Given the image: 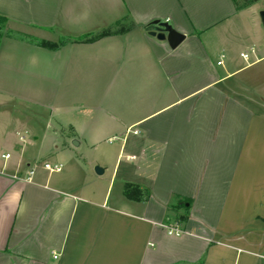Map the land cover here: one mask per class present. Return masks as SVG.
<instances>
[{
    "label": "crops",
    "instance_id": "1",
    "mask_svg": "<svg viewBox=\"0 0 264 264\" xmlns=\"http://www.w3.org/2000/svg\"><path fill=\"white\" fill-rule=\"evenodd\" d=\"M258 1L0 0V264H264Z\"/></svg>",
    "mask_w": 264,
    "mask_h": 264
},
{
    "label": "trees",
    "instance_id": "2",
    "mask_svg": "<svg viewBox=\"0 0 264 264\" xmlns=\"http://www.w3.org/2000/svg\"><path fill=\"white\" fill-rule=\"evenodd\" d=\"M233 1L237 9L240 10V9L251 6L257 0H233ZM6 24H7V18L3 15H0V42H1V39L4 37ZM149 27H152V25L148 24L147 28ZM124 29H125L124 26H120L118 28L110 27V28L102 30L100 33L96 35H84L82 37L77 38L76 40L78 42L92 41V40H96L98 38L110 35L118 31H123ZM13 36L21 38L23 35L18 34V33H13ZM22 38H25V37H22ZM29 40L32 42H36L40 46L47 47V48H54L57 46L55 43H51L49 41H44V40L38 41L35 39H30V38ZM125 195L128 198L133 199V200H145L150 196V193L147 189H141V187H139L138 185L127 183L125 186ZM184 206H186L185 203H184ZM186 217H187L186 215L185 216L179 215L177 218L180 222H184L186 221Z\"/></svg>",
    "mask_w": 264,
    "mask_h": 264
},
{
    "label": "water",
    "instance_id": "3",
    "mask_svg": "<svg viewBox=\"0 0 264 264\" xmlns=\"http://www.w3.org/2000/svg\"><path fill=\"white\" fill-rule=\"evenodd\" d=\"M260 16L264 24V9L260 11ZM150 24L152 25V29L149 34L152 37H156L158 40L167 41L172 49H175L186 38L184 33L178 31L166 20L155 19ZM73 144L77 145L78 141H73ZM96 172L101 174L103 169L96 166Z\"/></svg>",
    "mask_w": 264,
    "mask_h": 264
},
{
    "label": "rangeland",
    "instance_id": "4",
    "mask_svg": "<svg viewBox=\"0 0 264 264\" xmlns=\"http://www.w3.org/2000/svg\"><path fill=\"white\" fill-rule=\"evenodd\" d=\"M258 6H263L264 7V0H259L258 1ZM249 14V13H248ZM247 14V15H248ZM259 19L261 20V23H262V25H263V27H264V24H263V22H262V19H261V16H260V12H259ZM25 30V32H30V31H32V30H30V29H24ZM15 33H17V32H15ZM21 33V32H20ZM41 111H43V113L42 114H44V115H46V116H48V112L47 111H45V110H41ZM25 116H27V115H25ZM29 116V115H28ZM31 116V115H30ZM33 119H34V121H33V123H32V125H34V127L36 128V133L38 132V131H43V129H44V126L46 125L45 123H42V119H41V117H37V116H35V117H33V116H31ZM31 118V119H32ZM35 122V123H34ZM17 123V122H16ZM28 124H30V123H28ZM27 124V120H25V121H22V122H18L17 123V126L18 127H24L25 125H28ZM38 125V126H37ZM37 126V127H36ZM2 139H3V135L0 133V149L1 148H4V143H3V141H2ZM15 144L17 145V146H19V148L18 149H20L21 147H22V145H23V142H20L18 139H17V137H16V142H15ZM26 145V144H25ZM28 147H27V152L28 153H32V151H35V149L37 148V147H34V146H30V145H27ZM48 149H50V147L48 148ZM49 151V150H48ZM48 151H46V152H44V153H42V155H39V159L41 160V161H47V162H50V163H54V160H53V158L51 157L52 155H51V153H49ZM67 156H69V154H66V156L65 155H63V156H61V157H67ZM59 157V156H58ZM94 170H95V172H96V166L94 167ZM97 173V172H96ZM98 174V173H97ZM102 177H104V176H102V175H99V176H95V181H97V179H102ZM94 181V182H95ZM99 182V181H98ZM113 195H114V193H113Z\"/></svg>",
    "mask_w": 264,
    "mask_h": 264
},
{
    "label": "built area",
    "instance_id": "5",
    "mask_svg": "<svg viewBox=\"0 0 264 264\" xmlns=\"http://www.w3.org/2000/svg\"><path fill=\"white\" fill-rule=\"evenodd\" d=\"M4 158L8 159L10 157V154H5L3 155ZM44 168L50 172H54V171H60L62 168L61 164L58 163H50V162H45L43 164ZM34 170H30L28 175L25 177V180L30 181L31 179V175L33 174ZM168 228V232L169 234H179L181 232L180 230V226L178 223H173L172 225H170ZM54 257H57V255L55 254Z\"/></svg>",
    "mask_w": 264,
    "mask_h": 264
}]
</instances>
